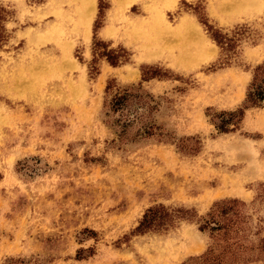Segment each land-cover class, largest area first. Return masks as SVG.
<instances>
[{
	"label": "rangeland",
	"instance_id": "obj_1",
	"mask_svg": "<svg viewBox=\"0 0 264 264\" xmlns=\"http://www.w3.org/2000/svg\"><path fill=\"white\" fill-rule=\"evenodd\" d=\"M175 1L0 0V264H185L225 200L244 203L241 243L264 264V103L230 133L213 118L245 106L264 66V0ZM96 20L128 62L99 58L90 75ZM201 21L239 36L228 64ZM126 88L136 118L122 134L131 102L103 105ZM157 205L190 214L135 233Z\"/></svg>",
	"mask_w": 264,
	"mask_h": 264
},
{
	"label": "trees",
	"instance_id": "obj_2",
	"mask_svg": "<svg viewBox=\"0 0 264 264\" xmlns=\"http://www.w3.org/2000/svg\"><path fill=\"white\" fill-rule=\"evenodd\" d=\"M99 9L100 11L102 10L101 0H99ZM7 13L6 9L0 5V48L7 41L4 28ZM201 23L206 28L211 40L221 50L222 55H224L223 60L225 61L223 64H228L231 54L234 53L237 47L239 36H237V38L235 36H230L228 33H224L222 30L209 25L206 21H201ZM99 28L100 24L98 20H96L93 27L95 49L93 50V60L89 69L90 75L93 74L92 71L98 74L95 65L99 58H104L113 67L128 62L127 57L122 55V53H125L124 50H121L122 53L109 50L105 44L96 40V33ZM95 50L98 52L96 53ZM142 76L143 80L146 81L161 75L158 72H154L151 76H147L145 68H142ZM111 91H113V85L112 82H108L105 93L110 94ZM131 91L132 89L130 88L116 90L114 94L111 95L110 99L104 101V109L108 110V112H124L131 102L129 108L126 110V113L130 114L129 109L132 106L131 100L135 98ZM245 103V106L241 109L233 112H223L213 116V118L218 121L216 122V129L218 132L223 134L232 132L243 120L245 110L252 107H260L264 103V66L260 65L253 69L252 79L247 88ZM134 113H136V110H134ZM132 116L133 118L129 116L126 122H123L122 126H120L122 134L126 132L128 126H130L136 118L135 114ZM151 128L152 127L149 126L146 127L144 134L147 136L152 135ZM243 206L244 203L238 200H225L214 204L210 211L199 219L198 226L200 232L209 233L211 240L210 245L203 255L189 259L185 264L250 263L252 260L247 258L245 253L248 248L241 243L239 236L238 226H241V220H244V215L241 211ZM189 214L188 211L181 209H170L163 205H157L146 210L134 232L137 234H144L148 231L167 230L174 225L177 219H183Z\"/></svg>",
	"mask_w": 264,
	"mask_h": 264
},
{
	"label": "bare ground",
	"instance_id": "obj_3",
	"mask_svg": "<svg viewBox=\"0 0 264 264\" xmlns=\"http://www.w3.org/2000/svg\"><path fill=\"white\" fill-rule=\"evenodd\" d=\"M177 1V0H176ZM175 1V2H176ZM91 11V13H92V10H90ZM88 16H89V12H88ZM92 17V16H91ZM92 19V18H91ZM91 19H89V20H91ZM86 22V21H85ZM184 22V21H183ZM187 22V21H186ZM186 22H184V23H186ZM188 22H189V25L190 26H193L192 28H194L195 26H194V24H192V22L190 21V20H188ZM85 24V23H84ZM89 24H90V22H89ZM187 24V23H186ZM89 29H90V26H89V28H88V30H87V37L86 38H88L89 37ZM194 30V29H193ZM106 34V33H105ZM107 36V35H106Z\"/></svg>",
	"mask_w": 264,
	"mask_h": 264
}]
</instances>
